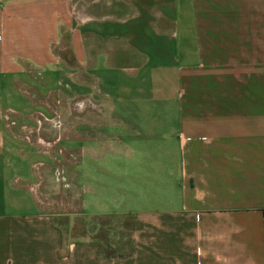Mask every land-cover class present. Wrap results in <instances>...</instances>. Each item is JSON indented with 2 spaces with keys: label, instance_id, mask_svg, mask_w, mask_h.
Segmentation results:
<instances>
[{
  "label": "crops",
  "instance_id": "crops-1",
  "mask_svg": "<svg viewBox=\"0 0 264 264\" xmlns=\"http://www.w3.org/2000/svg\"><path fill=\"white\" fill-rule=\"evenodd\" d=\"M67 28L68 0H0V110ZM72 49L81 210L128 214V249L65 243L0 140V264H264V0H75Z\"/></svg>",
  "mask_w": 264,
  "mask_h": 264
},
{
  "label": "rangeland",
  "instance_id": "rangeland-1",
  "mask_svg": "<svg viewBox=\"0 0 264 264\" xmlns=\"http://www.w3.org/2000/svg\"><path fill=\"white\" fill-rule=\"evenodd\" d=\"M68 21L70 28L62 29L52 48L55 64L44 69L28 67L9 78L4 87L11 91L3 97L0 110L5 179L10 187L17 188L21 200L35 205L33 210L29 208L31 212L51 218L65 243L101 240L124 252L128 248L121 234L131 227L128 214L81 210V203L88 197L82 190L88 186L80 184L76 175L82 151L74 143V123L76 115L88 122L91 112L98 110L90 98V76L84 81L88 87H84L83 102L75 96V0H68ZM81 107L82 114L78 113ZM83 152L90 153L91 149L84 148ZM101 201L105 206L107 198Z\"/></svg>",
  "mask_w": 264,
  "mask_h": 264
}]
</instances>
